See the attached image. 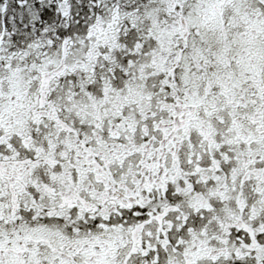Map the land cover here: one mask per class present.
<instances>
[{
  "label": "snow or ice",
  "instance_id": "1",
  "mask_svg": "<svg viewBox=\"0 0 264 264\" xmlns=\"http://www.w3.org/2000/svg\"><path fill=\"white\" fill-rule=\"evenodd\" d=\"M0 264H264V0H0Z\"/></svg>",
  "mask_w": 264,
  "mask_h": 264
}]
</instances>
